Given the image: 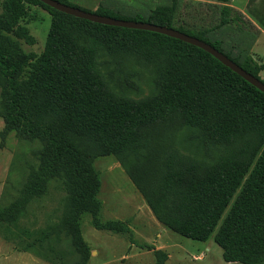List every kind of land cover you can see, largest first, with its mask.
I'll use <instances>...</instances> for the list:
<instances>
[{
  "label": "trees",
  "instance_id": "obj_1",
  "mask_svg": "<svg viewBox=\"0 0 264 264\" xmlns=\"http://www.w3.org/2000/svg\"><path fill=\"white\" fill-rule=\"evenodd\" d=\"M215 1L99 0L94 13L194 37L264 84L259 77L264 63L252 57L264 28V0H247L245 5L257 25L231 7V0ZM27 5L50 16L43 51L32 61L1 38L3 32H15L34 43L19 25ZM71 27L86 32L88 44H79ZM100 50L137 63L161 64L160 94L140 100L118 97L98 68ZM0 87L7 127L45 142L38 167L19 199L0 211V221L14 224L17 214L40 198L53 179L66 194L60 224L42 231L29 246L60 235L71 240L77 255L74 264H87L90 250L80 232L82 216H90L97 231L129 234L125 222L98 218L100 181L93 161L134 152L154 128L184 122L222 146L220 157L207 165L167 154L157 182H135L137 190L165 229L197 242L212 237L226 263L264 264V94L210 54L157 33L77 19L38 0H5L0 14ZM75 139L85 143V149L80 150ZM48 249L59 260L66 255ZM153 256L155 264L167 260L161 250H153Z\"/></svg>",
  "mask_w": 264,
  "mask_h": 264
},
{
  "label": "rangeland",
  "instance_id": "obj_2",
  "mask_svg": "<svg viewBox=\"0 0 264 264\" xmlns=\"http://www.w3.org/2000/svg\"><path fill=\"white\" fill-rule=\"evenodd\" d=\"M4 1L0 0V14ZM65 1L89 13L96 11L99 2ZM185 1L217 4L215 0ZM246 3L247 0H231L229 5L255 22L246 12ZM19 25L33 37V44L15 32H3L1 38L15 44L19 54L32 61L31 57L36 58L43 51L50 16L40 7L27 5V14ZM71 28L79 44H88L86 32ZM252 57L264 63V51L252 50ZM97 64L108 87L118 97L140 100L155 97L162 90L159 63H137L134 58L123 54L110 55L100 50ZM146 138L147 142L134 152L97 157L93 161L100 181L97 199L101 210L98 218L101 222H125L130 233L97 231L91 227L90 216H82L80 232L90 250L87 264H155L153 250H161L167 255L164 264H237L223 261L222 250L212 237L206 242H197L165 229L153 217L135 186V182L156 183L167 154L175 152L184 159L212 165L222 154L223 147L212 142L202 129L184 122L158 126ZM74 144L80 150L85 149V143L79 139H75ZM44 147L45 142L40 139L7 127L0 87V211L19 199L29 175L38 167V156ZM65 204L66 194L61 183L53 179L40 198L32 199L17 214L14 224L0 221V264H74L77 255L69 238L53 234L41 246H29L42 231L47 232L60 224ZM48 247L65 252V257L57 259Z\"/></svg>",
  "mask_w": 264,
  "mask_h": 264
},
{
  "label": "water",
  "instance_id": "obj_3",
  "mask_svg": "<svg viewBox=\"0 0 264 264\" xmlns=\"http://www.w3.org/2000/svg\"><path fill=\"white\" fill-rule=\"evenodd\" d=\"M38 1L56 11H59L61 13H64L68 16H71L77 19L86 20L91 23L104 25V26L157 33V34L164 35L172 39L179 40L188 45L197 47L203 50L204 52L210 54L213 58L219 61L223 66L230 69L232 72L240 76L244 81H246L251 86H253L258 91L264 94V84L261 81H259L258 79L254 78L252 75L245 72L243 69L235 65L233 62L227 59L224 55L217 52L215 49H213L209 45L203 43L202 41L194 37L183 34L177 30L167 28V27L157 26V25L150 24V23L127 22V21H120V20H116L112 18H107V17L97 15L95 13H89V12L80 10L78 8L63 4L57 0H38Z\"/></svg>",
  "mask_w": 264,
  "mask_h": 264
},
{
  "label": "crops",
  "instance_id": "obj_4",
  "mask_svg": "<svg viewBox=\"0 0 264 264\" xmlns=\"http://www.w3.org/2000/svg\"><path fill=\"white\" fill-rule=\"evenodd\" d=\"M255 25H257V23L254 22ZM261 33L253 47V50L257 49L258 52L261 51H264V28H261L260 29ZM261 46V47H260ZM258 58V57H257ZM260 58V57H259ZM258 64H261L260 63V60H257L256 58L254 59ZM259 77L261 80L264 81V70H262L260 73H259Z\"/></svg>",
  "mask_w": 264,
  "mask_h": 264
}]
</instances>
